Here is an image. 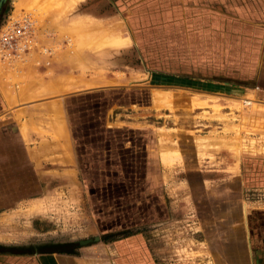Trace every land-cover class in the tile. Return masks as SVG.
I'll list each match as a JSON object with an SVG mask.
<instances>
[{"label": "rangeland", "instance_id": "374dc122", "mask_svg": "<svg viewBox=\"0 0 264 264\" xmlns=\"http://www.w3.org/2000/svg\"><path fill=\"white\" fill-rule=\"evenodd\" d=\"M23 15L52 55L46 67L36 49L23 61L40 69L35 78L20 62L0 65L11 91L143 87L148 102L112 111L109 121L143 127L153 145L157 131L163 166L153 173H164L153 204L133 205L149 211L148 220L136 209L118 221V209L112 216L97 191L92 206L93 188L81 184L2 211L0 264H35L29 256L50 251L86 264H221L226 243L237 250L243 212L264 205V191H241L236 181L242 155L264 153V134L252 125L264 103L250 91L264 71V0H7L0 24ZM85 55L94 56L82 61L88 69L73 66L68 85L59 76L50 88L51 65L72 66ZM132 187L140 199L142 183ZM120 228L132 234L102 240Z\"/></svg>", "mask_w": 264, "mask_h": 264}, {"label": "crops", "instance_id": "0c3cea01", "mask_svg": "<svg viewBox=\"0 0 264 264\" xmlns=\"http://www.w3.org/2000/svg\"><path fill=\"white\" fill-rule=\"evenodd\" d=\"M87 55L82 57L79 63L73 62L72 66L51 65L50 88L53 89L59 76L69 74L68 70L73 66L75 69L80 67L88 69L90 65L82 61L83 59L90 61L94 56L92 58ZM23 63L20 62L21 65ZM3 64L0 63V65ZM48 64L42 62L43 67ZM22 66V70L28 71V75L33 78H35L33 72L40 70L30 63ZM4 74L5 71L1 70L0 213L15 207L19 202L33 201L41 196L48 197L54 190H68L78 184L93 188L89 192L93 196L92 206H95L96 191L101 199L96 181L105 179L102 178L104 175H117L112 170V166L118 161L117 158H113L118 149L116 141L118 136L114 130L144 131L143 127L116 125L114 121H109V113L134 105H145L149 98L148 91L143 87L119 85L56 93L54 90L51 92L49 89L38 88L39 86L26 85L18 92V95L15 90L11 91V86L4 81ZM64 77L68 85V76ZM42 83L44 85L46 80L43 79ZM250 91L254 92L256 98L264 103V71L258 72V76L256 75L254 79V87ZM56 114H61V116ZM252 117L254 118L252 121L254 132L257 135L264 134V105L263 110L254 111ZM62 128L63 132L65 130L64 133L61 131ZM147 132L146 136L139 134L140 142L142 138H146L145 147L142 148L145 156L143 157L145 159L150 156L151 158L156 157L157 169L159 166L161 169L163 162L160 157L157 131H154L156 145L151 143L150 138L153 139L151 132ZM140 142L139 145L143 144ZM149 143H151L150 149ZM130 145V142L126 141L121 143L119 148L126 150ZM153 149L154 154L150 155ZM127 157V154L122 155L123 161H127ZM102 161L106 162L102 164ZM133 163L130 164L133 165ZM103 165H105L104 168ZM163 173L161 171L157 174L158 182L163 180ZM206 178L201 179L200 182L203 184ZM237 180L241 191H264V153L252 156L242 155ZM243 203H245L244 200ZM223 208L221 206L219 211L222 215L224 214ZM238 223L237 228L240 233L237 235V250L229 251L228 243H226V259H216V262L264 264V205L249 207L243 212L242 219ZM29 257L35 259V264H86L90 262L88 259L65 252L35 253Z\"/></svg>", "mask_w": 264, "mask_h": 264}, {"label": "trees", "instance_id": "16d2710c", "mask_svg": "<svg viewBox=\"0 0 264 264\" xmlns=\"http://www.w3.org/2000/svg\"><path fill=\"white\" fill-rule=\"evenodd\" d=\"M7 1V0H6ZM4 11V5L0 9V20L1 16ZM116 132L122 133L123 136L117 138V146L118 149L115 151V155L113 158H117V164L112 166V170L115 171V174L117 175H104L102 178H105L103 180H98L96 181V186L104 199L107 207L109 208V213L113 216L115 215V211L113 212V209L116 210L117 213H121V218L118 221H126V214L128 215H134L136 213V209L142 211V214L144 213L143 217H145V220H148V218H151L152 215H149V211L145 212L143 208H137L134 207L135 204H141L144 199L145 204H153V199L151 197L154 196L153 192L157 191V193H161V188L159 185V182L157 181V172L156 174L153 173V171L157 170L155 168V161L154 158H148L145 159L144 157V151L142 148H144V143L146 138H142V141H139L140 135L143 134L146 136L148 132L146 130L141 131V130H125V131H119V130H114ZM130 142V147L128 149H123L121 146V143L123 142ZM143 143V144H140ZM119 144V145H118ZM149 149L150 147V143ZM138 148V149H137ZM127 154V161H123L122 155ZM151 155V153H150ZM144 156V157H143ZM121 161V162H120ZM106 161H102V164L105 163ZM134 162L133 165L130 163ZM140 163V164H139ZM105 165H103L104 168ZM136 166V169H132V167ZM130 172V173H129ZM129 173V174H128ZM133 174H136L135 176L132 177ZM114 175V176H113ZM129 175V176H128ZM140 180V181H139ZM142 183V190L143 193L137 198L134 194V189L132 186H136L138 183ZM151 183V184H149ZM150 186V187H149ZM151 189L149 192H145V189ZM119 190V191H118ZM138 202V203H135ZM134 205V206H133ZM134 207V208H133ZM126 208V209H125ZM130 209V210H129ZM125 214V215H124ZM124 215V217L122 216ZM155 215V214H154ZM118 217V216H117ZM122 222V223H123ZM118 231L116 233H104L102 234V240H106L108 237L113 236V237H120V238H126L130 236L132 233L131 231H128V229ZM55 251H50V252H36V253H52Z\"/></svg>", "mask_w": 264, "mask_h": 264}, {"label": "built area", "instance_id": "2783aa9c", "mask_svg": "<svg viewBox=\"0 0 264 264\" xmlns=\"http://www.w3.org/2000/svg\"><path fill=\"white\" fill-rule=\"evenodd\" d=\"M36 29L29 15L18 18H7L0 24V63L23 62L33 49L48 64L52 52L45 45H39L36 40Z\"/></svg>", "mask_w": 264, "mask_h": 264}, {"label": "water", "instance_id": "95a60500", "mask_svg": "<svg viewBox=\"0 0 264 264\" xmlns=\"http://www.w3.org/2000/svg\"><path fill=\"white\" fill-rule=\"evenodd\" d=\"M6 2V0H0V9L1 7L4 5V3ZM93 240L98 241L99 238L98 237H93L92 239H85L82 241H78L77 244L78 245H87L88 243H91Z\"/></svg>", "mask_w": 264, "mask_h": 264}, {"label": "bare ground", "instance_id": "6f19581e", "mask_svg": "<svg viewBox=\"0 0 264 264\" xmlns=\"http://www.w3.org/2000/svg\"><path fill=\"white\" fill-rule=\"evenodd\" d=\"M55 112H56V111H55ZM56 115H57V114H56ZM56 115H55V117H56ZM58 115H60V116H61V114H58ZM58 115H57V116H58ZM51 117H52V116H51ZM59 118H60V120H62V119H61V117H59ZM57 119H58V117H57ZM58 123H59V122H58ZM61 123H62V122H61ZM56 125H57V124H56ZM61 127H62V126H61ZM56 128H57V127H56ZM59 128H60V127H59ZM61 131L63 132V128H62V130H61ZM64 132H65V130H64ZM64 132H63V133H64ZM60 137H61V136H60ZM64 139H65V138H64ZM64 139H62V140H64ZM60 146H61V145H60Z\"/></svg>", "mask_w": 264, "mask_h": 264}]
</instances>
